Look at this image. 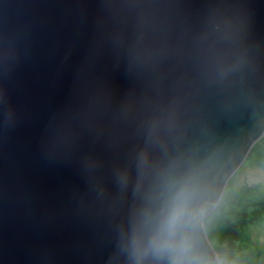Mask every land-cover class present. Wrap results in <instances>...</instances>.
<instances>
[{
    "label": "water",
    "instance_id": "95a60500",
    "mask_svg": "<svg viewBox=\"0 0 264 264\" xmlns=\"http://www.w3.org/2000/svg\"><path fill=\"white\" fill-rule=\"evenodd\" d=\"M263 136L264 0H0V264H222Z\"/></svg>",
    "mask_w": 264,
    "mask_h": 264
},
{
    "label": "trees",
    "instance_id": "16d2710c",
    "mask_svg": "<svg viewBox=\"0 0 264 264\" xmlns=\"http://www.w3.org/2000/svg\"><path fill=\"white\" fill-rule=\"evenodd\" d=\"M250 165L264 169V136L252 147ZM207 236L222 264H264V242L250 239L253 229L264 227V190L244 186L224 192L222 200L204 221Z\"/></svg>",
    "mask_w": 264,
    "mask_h": 264
},
{
    "label": "rangeland",
    "instance_id": "374dc122",
    "mask_svg": "<svg viewBox=\"0 0 264 264\" xmlns=\"http://www.w3.org/2000/svg\"><path fill=\"white\" fill-rule=\"evenodd\" d=\"M244 186H257L264 190V169L260 166L250 165L245 161L227 183V191L239 190ZM250 239L256 244L264 242V227L253 229Z\"/></svg>",
    "mask_w": 264,
    "mask_h": 264
}]
</instances>
